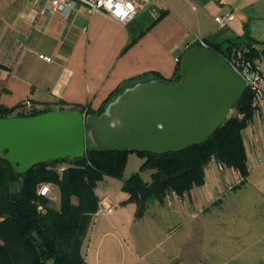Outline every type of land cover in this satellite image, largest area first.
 I'll return each mask as SVG.
<instances>
[{
  "label": "crops",
  "instance_id": "0c3cea01",
  "mask_svg": "<svg viewBox=\"0 0 264 264\" xmlns=\"http://www.w3.org/2000/svg\"><path fill=\"white\" fill-rule=\"evenodd\" d=\"M226 14L221 27L217 17ZM246 30L264 43V0L152 1L125 24L83 5L66 16L34 0H0V107L30 99L40 108L98 110L118 89L173 78L177 58L197 37L225 45L247 40ZM242 137L247 176L215 158L203 184L167 193L139 217L122 181L121 199L104 212L113 217L98 221L99 229L94 221L86 239L91 220L81 248L86 263L264 264V107ZM132 158L140 170L144 159ZM98 185L99 198L112 197Z\"/></svg>",
  "mask_w": 264,
  "mask_h": 264
},
{
  "label": "trees",
  "instance_id": "16d2710c",
  "mask_svg": "<svg viewBox=\"0 0 264 264\" xmlns=\"http://www.w3.org/2000/svg\"><path fill=\"white\" fill-rule=\"evenodd\" d=\"M245 36L247 40H229L225 46L208 44L227 58L234 47L253 49L255 43H261L251 40L248 30ZM183 58L182 55L177 61L173 78L159 80L168 83L180 81ZM125 89L115 91L98 110H85V107L79 110L100 115ZM252 102L253 93L246 88L233 105L235 112H231L211 137L197 145L161 154L89 147L85 157L77 161L60 160L51 165L33 167L26 175L25 186L21 184L19 191H13L12 186L18 179L21 183L20 175L8 161L0 158V264H48L49 261L54 264H87L81 248L93 215L99 209L97 184L107 176L123 179L130 153L144 159L140 170L124 179L122 187L128 193L127 202L137 204L138 217L147 202H162L169 192L183 195L192 187L203 184L204 168L211 158L247 176L249 170L242 130L253 118ZM16 110L0 107V117L21 115ZM50 110L54 109L45 107L29 115ZM57 164H65L66 167L59 172L55 168ZM145 170L153 171L150 182L142 177ZM54 181L61 190L59 207H51L49 200L37 191L39 184Z\"/></svg>",
  "mask_w": 264,
  "mask_h": 264
},
{
  "label": "water",
  "instance_id": "95a60500",
  "mask_svg": "<svg viewBox=\"0 0 264 264\" xmlns=\"http://www.w3.org/2000/svg\"><path fill=\"white\" fill-rule=\"evenodd\" d=\"M176 83L153 79L127 87L100 115L55 109L0 117V158L20 175L41 164L85 157L90 145L168 153L204 142L226 121L246 79L212 47L184 56Z\"/></svg>",
  "mask_w": 264,
  "mask_h": 264
},
{
  "label": "built area",
  "instance_id": "2783aa9c",
  "mask_svg": "<svg viewBox=\"0 0 264 264\" xmlns=\"http://www.w3.org/2000/svg\"><path fill=\"white\" fill-rule=\"evenodd\" d=\"M42 3L43 7L49 12H61L63 15H71L75 12L78 5H83L91 11H103L108 16L120 23H128L133 20L137 13L152 1L158 0H34ZM230 17L229 14L220 15L217 21L221 27L226 26V21ZM207 40L203 37H197L193 43L187 44L186 53L195 47H208ZM252 50V51H251ZM264 44L255 43L253 49L247 46L234 47L229 56L226 58L233 68L240 73L247 81V88L253 93L252 107L254 114H257L264 107V72L262 63L264 59ZM185 53V54H186ZM185 56V55H184ZM40 57L46 61H51V57L41 54ZM179 58H177V61ZM40 107L34 105L30 99H26L16 110L21 115H29ZM215 161L211 158L210 162ZM226 166L220 162V167ZM65 164H57L55 168L62 172ZM54 189L51 182L44 183L40 186L38 193L42 196H48ZM116 207V202L109 196L100 198L98 213L109 212ZM42 207H40V210Z\"/></svg>",
  "mask_w": 264,
  "mask_h": 264
},
{
  "label": "rangeland",
  "instance_id": "374dc122",
  "mask_svg": "<svg viewBox=\"0 0 264 264\" xmlns=\"http://www.w3.org/2000/svg\"><path fill=\"white\" fill-rule=\"evenodd\" d=\"M234 112H235V110H232V114ZM90 146L93 147V145H90ZM136 166H137V162L134 160V158H132V160L129 161L128 166H127V168L125 170L123 179H117V178H113V177L107 176V177L104 178V180L99 182V185H98V188H97V192L100 193V194L106 192L107 194L112 196L111 198H113L115 200V202L117 203L118 200L121 199V196L119 195V192L121 190V188H120L121 182L124 179L128 178L132 172H135L136 170H139V165H138V167H136ZM135 168H137V169H135ZM150 173H151V170L143 173V177L145 179H149L150 178ZM44 183H49V182H43V183L39 184L37 191L39 190L40 186L42 184H44ZM52 184H53L54 189L52 190V192L48 196H46V198L49 200V205L51 207H59L61 190H60V187H59L57 182L54 181V182H52ZM20 186H21V183H20L19 179L17 181H14L13 186H12L13 191H19L20 190ZM155 201H158V200H153V201L147 202V204L145 206V209L143 210L142 214H145L147 208L149 207V204L150 203H154ZM110 217H113V216L109 215V214H106V213H98V215L94 216L93 220H92V223H91V225L89 227L86 239H88L90 237V235L92 234V227L94 225V221H97V227H98L100 225V223L98 221H100V220L103 221V220H106V219H108ZM99 228L100 227H98L97 229H99ZM86 245H87V243H86ZM86 245L84 247V251L86 250ZM105 245H106V242H105Z\"/></svg>",
  "mask_w": 264,
  "mask_h": 264
}]
</instances>
